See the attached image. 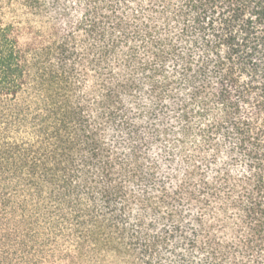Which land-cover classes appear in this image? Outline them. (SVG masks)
<instances>
[{
    "label": "trees",
    "instance_id": "1",
    "mask_svg": "<svg viewBox=\"0 0 264 264\" xmlns=\"http://www.w3.org/2000/svg\"><path fill=\"white\" fill-rule=\"evenodd\" d=\"M0 264H264V0H0Z\"/></svg>",
    "mask_w": 264,
    "mask_h": 264
}]
</instances>
